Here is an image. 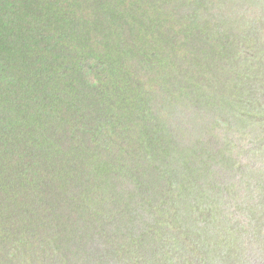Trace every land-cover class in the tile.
I'll return each instance as SVG.
<instances>
[{
  "label": "trees",
  "instance_id": "16d2710c",
  "mask_svg": "<svg viewBox=\"0 0 264 264\" xmlns=\"http://www.w3.org/2000/svg\"><path fill=\"white\" fill-rule=\"evenodd\" d=\"M0 264H264V0H0Z\"/></svg>",
  "mask_w": 264,
  "mask_h": 264
}]
</instances>
